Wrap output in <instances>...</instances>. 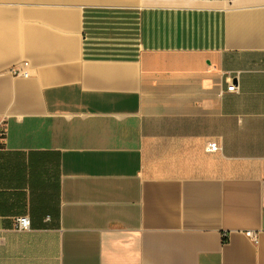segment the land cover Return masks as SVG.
<instances>
[{"label": "crops", "instance_id": "0c3cea01", "mask_svg": "<svg viewBox=\"0 0 264 264\" xmlns=\"http://www.w3.org/2000/svg\"><path fill=\"white\" fill-rule=\"evenodd\" d=\"M0 121V264H264V0H0Z\"/></svg>", "mask_w": 264, "mask_h": 264}, {"label": "built area", "instance_id": "2783aa9c", "mask_svg": "<svg viewBox=\"0 0 264 264\" xmlns=\"http://www.w3.org/2000/svg\"><path fill=\"white\" fill-rule=\"evenodd\" d=\"M227 91L228 92L237 91V85H235L233 82H230L227 86ZM4 132H5L4 124L2 123V121H0V136H3ZM216 148L217 147L214 143H210L207 146L208 151H215ZM14 225H15V228H17L19 230L30 229V226H31L30 218L26 215L17 216L14 219ZM245 234L247 237L251 238L255 242L257 241V234L254 231L248 230V231H246Z\"/></svg>", "mask_w": 264, "mask_h": 264}]
</instances>
